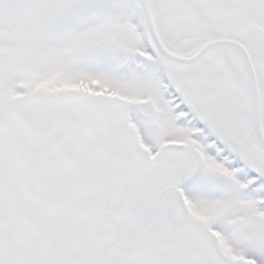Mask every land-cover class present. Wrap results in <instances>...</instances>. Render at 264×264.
Here are the masks:
<instances>
[{
    "label": "snow or ice",
    "instance_id": "1",
    "mask_svg": "<svg viewBox=\"0 0 264 264\" xmlns=\"http://www.w3.org/2000/svg\"><path fill=\"white\" fill-rule=\"evenodd\" d=\"M0 264H264V0H0Z\"/></svg>",
    "mask_w": 264,
    "mask_h": 264
}]
</instances>
